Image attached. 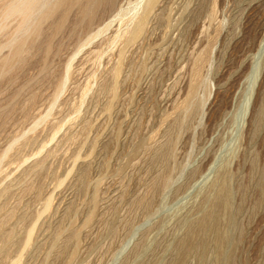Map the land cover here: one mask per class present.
Masks as SVG:
<instances>
[{
	"label": "rangeland",
	"instance_id": "rangeland-1",
	"mask_svg": "<svg viewBox=\"0 0 264 264\" xmlns=\"http://www.w3.org/2000/svg\"><path fill=\"white\" fill-rule=\"evenodd\" d=\"M127 1L101 8L90 30L70 14L62 33L50 38L47 54L44 21L39 46L21 53V62L12 58L0 68V206L5 201V208L13 206L11 224L28 214L16 228L18 237L34 223L30 251L18 264H63L48 252L57 231L77 232L79 264H176L179 242L218 203L225 249L230 214L236 223L232 240L237 248L228 264H264V184H259L264 177V0H217L212 22L217 38L203 69L208 89L187 115L173 110L172 101L183 96L192 58L205 45L209 0L161 2L145 38L127 45L113 89L118 43L108 39L119 25L112 15ZM106 22L104 32L83 44ZM15 24L7 18L0 39L9 40ZM1 50L0 56H10V43ZM102 79L106 87L97 96ZM150 134L155 144H166L163 163L134 157L139 160L116 174L138 138ZM42 155L43 169L35 177L31 168ZM159 171L166 183L146 206L133 208L130 201ZM30 181L39 184L37 196L21 192ZM225 191L227 203L218 199ZM94 193L95 216L86 224ZM46 198L50 206L42 211ZM111 210L119 218L107 236L103 220ZM206 239L205 251L198 248L184 264L206 258L207 264H219L216 234L208 231ZM193 242L199 247L198 237ZM93 243L99 249L87 253ZM15 245L0 264H11L19 248ZM73 245L71 239L68 249Z\"/></svg>",
	"mask_w": 264,
	"mask_h": 264
},
{
	"label": "bare ground",
	"instance_id": "bare-ground-1",
	"mask_svg": "<svg viewBox=\"0 0 264 264\" xmlns=\"http://www.w3.org/2000/svg\"><path fill=\"white\" fill-rule=\"evenodd\" d=\"M116 1L117 0H4V2L0 6V32L4 28L5 21L7 18L11 17V18L15 19L16 24L12 30V35L9 38V40L5 41L4 39H0V50L4 45H6V43H10V46L12 48V50L10 51V53H11L10 56H6V55L0 56V68L3 69L7 65H9L7 63L10 62L12 58L14 59V61L18 60L19 62H21V60H22L21 59V53L28 52L30 50V48H32V47L37 48L39 46V43L41 40L38 41V38L41 35H43V32L45 30L44 27L42 26V23L44 21L48 22L46 24H48V30H49L48 34H45L46 36L44 35L46 37V40H47V42L45 44V54H47L51 48L50 47V38L52 36L58 35L60 32L62 33L64 26H65V23H66L70 14H71V17L74 14V17L76 18V20L83 22L85 24L86 28L88 27L87 29H89V27H91V25L94 24L93 23L94 21L96 23V18L99 19L97 17V15H99L98 13L100 12L101 8H103V7L113 8ZM164 1H166V0H133V1L128 0L127 6L125 8L120 6L118 9H116V11H114L115 13L112 15V17L113 18L118 17L119 25L115 29L113 34L110 36V38L108 39V42L111 45L118 43L117 58H116V61L114 60L115 64H114L113 68L111 69V72H113V89L117 83V78L119 77V75L122 71L121 70L122 66L124 65L123 64L124 59H125L124 52H125L127 45L129 43H131V45H132L133 43L141 41L143 38H145V36L147 35L146 31L148 30L149 23L159 17L157 11L159 9L160 3L164 2ZM216 3H217V0H209V8H208L206 15H205L206 23H205V27L203 26L204 31L206 32L205 45L202 46L195 53V55L192 58L190 68H189V72H188V81H187L185 92L180 99L173 98L174 101L171 100L172 102H174L173 110L177 109L179 113H180L179 110H182L181 112L185 115L189 114L191 112V110L193 109V107L198 105V104L195 105L196 97L198 95H200L201 93H202L201 95L203 96V94H205L206 90L208 89V86L206 85V78L204 76L203 69L207 65L210 64L213 44L217 38V33H218L217 25L215 24L214 27L212 26V22H215V19H216ZM103 9H104L103 11H106L105 8H103ZM73 20H74V18H73ZM72 23H73V21H72ZM121 23H122V25H121ZM203 24H204V22H203ZM107 26H108V22L103 23L100 26H97L95 31L92 34H90L89 36H87V38L84 40L83 44L86 42V40L90 39L91 37L96 36V35L104 32L107 29ZM210 26L213 27L212 31H208V28ZM59 36L61 37V35H59ZM58 37H57V39H58ZM57 39H55V40L58 41ZM41 48H43V47H41ZM53 51H54V49H53ZM40 56H42V55H40ZM66 66H68V65H66ZM111 67H112V65H111ZM108 71H109V69H108ZM65 72H67V71H65ZM186 72H187V70H186ZM126 75H127V73H126ZM106 76L107 75H105V77ZM124 77H126V76H124ZM105 87H106L105 79L100 80V82L98 83L97 90H96L97 91L96 95L98 96L99 94H101L104 91ZM82 91H83V89H82ZM200 91H202V92H200ZM85 92L86 91H84V94H85ZM177 93H179V92H177ZM176 96H178V94ZM30 98H31V96H30ZM80 99H82V97ZM79 103H80V101H79ZM196 103H197V101H196ZM175 116H177V115H175ZM85 121H87V120H85ZM85 121H83V122H85ZM50 124H52V123H50ZM67 125H69V124H67ZM173 125H174V123H173ZM70 126H72V124ZM83 126H87V125L83 124ZM82 129H85V127L84 128L82 127ZM78 134H80V133L78 132ZM76 136H78L77 133H74L73 135H71V138L74 139V137H76ZM155 137H156V135H155ZM163 137H164V135H163ZM165 140H167V139H165ZM165 140H164V142H166ZM161 143L162 144H160V145L155 144L154 134H150L144 138H138V140L133 144L132 148L128 152L127 156L126 157L124 156L125 159L122 161L120 167L116 171V174H120V172H122L123 170L132 166V163L134 160L137 159L136 162L139 160L138 158L134 159V157H140L143 155H145L146 157H148V159H150L149 162L151 161L154 164H162L163 161L165 160V153L164 152L166 149L165 148L166 144L163 143L162 141H161ZM40 149H41V147H40ZM168 153H170V152H167V154ZM37 158H39V157H37ZM42 158H44L43 155L40 159H37L34 162L32 168H31L32 175L35 177H37L38 174L43 169V159ZM143 161H144V159H143ZM44 167H45V165H44ZM155 167H157V165ZM161 169H159V170H161ZM24 171H26V170H24ZM83 175H84V171L81 172V179H82ZM148 178H150V179H148V181H146L144 183L142 193L138 196L136 195V197L132 196L133 199L130 201V203H131V206L133 208H141V207L146 206L149 203V200L160 189V187L162 188V185L166 183V179L164 178L163 174L160 173V171H159V173L155 172V174L153 176L148 177ZM223 179H224V175H223ZM37 180H39V179H37ZM82 183H84V180ZM259 184L260 185L264 184V177H260ZM21 190H22L21 191L22 193L33 191L35 193L33 195L37 196L39 194L40 187H39L38 183L34 184V182L31 183V181H30L28 183L26 182V184L22 187ZM10 193L12 194V192H10ZM9 196H11V195H9ZM9 196L5 197V199L8 200ZM20 196H22V194ZM36 196H35V198H36ZM229 196L230 195H229L228 191L227 192L225 191L220 196H218V199L225 200L227 203ZM120 197H122L121 194L119 195V198ZM20 199H19V201H20ZM3 201L4 200H2V202ZM4 203L6 205V201L3 202V204ZM5 205L1 204V206H0V261L9 255L12 247L18 242L19 248H18L17 254H16L15 258L12 259V261H10L11 264H18L20 259H21V256L23 254L27 253L28 250L30 249L34 223L30 224L28 226V228H26V226H25L24 228H26V230L23 229L24 234L22 236L20 235L21 237L20 236L18 237V235H17L18 232H16V228L20 224H23V222L26 220L28 214L26 215L25 213H22L18 217L17 221L14 224H11V220L15 216V210H14L13 206L11 208H5L6 207ZM16 205H14V206L16 207ZM95 205H96V193H94L93 196L91 197V208H90L88 215H87V218L85 220L86 224H90L91 221L94 219ZM218 205H219V203H218ZM218 205L210 213V215L204 217L201 221H199L194 226H192V228L190 230V235L188 238L179 242V249L181 252H180V255L178 257L176 264H184V262L187 260V257L190 255V253L194 254V252L198 248H201L202 252L205 251V246H206V241H207L206 235H207L208 231H211V232L216 234V247L219 250V254H220L219 264H228L233 259V256H234V253H235V250L237 247H236V242L232 240V233L236 228V223L234 222L232 215L230 214V216L227 220L228 221L227 234L229 236V240H227L228 246L225 249L224 248V241H223L224 235L222 233L220 234L219 225L217 224V220H218V216H219V207L221 206V205H219V207H218ZM49 206H50V199L46 198L43 202L41 210L45 211L49 208ZM65 208H67V207H65ZM132 210H134V209H132ZM64 212H65V210H64ZM39 214H40V212H37V216ZM128 215H130V213ZM108 216H107L108 219L106 221H105V219L104 220L102 219L104 221V224H105L103 234L110 236L114 231L115 225L117 224L116 223L117 219L119 217L117 218V216L115 215V212L112 210L109 212ZM120 219H121V217H120ZM120 219H119V221H120ZM126 219H127V217H126ZM28 221H29V219H28ZM57 223H55V226ZM101 231H102V229H101ZM223 231H224V229H223ZM20 232H22V231H20ZM93 235H94V233H93ZM194 237H198L200 239L199 247L196 245L198 243L195 244L193 242ZM71 239L74 240V245L71 249H68V243ZM108 239H110V237ZM197 241H199V240H197ZM136 247H137V245H136ZM96 249H99V248H96V243H93L91 246H89L87 248L86 252L89 253V252H92ZM41 250H42V248H41ZM48 252H49V254H52L51 255L52 257L53 256L55 257L54 259H56V257L61 258L63 260V264H79L80 263L79 259L81 258V255H80V245H79L77 232H75V231H57V232H55L54 235L52 236L50 248H49ZM134 252H135V250H134ZM42 255H41V259L43 258ZM30 256H31V254H30ZM190 259L191 258H189L188 260H190ZM206 259H200L198 261V264H207ZM212 264H213V262H212Z\"/></svg>",
	"mask_w": 264,
	"mask_h": 264
}]
</instances>
